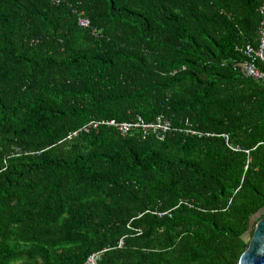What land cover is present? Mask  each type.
<instances>
[{
	"label": "trees",
	"instance_id": "trees-1",
	"mask_svg": "<svg viewBox=\"0 0 264 264\" xmlns=\"http://www.w3.org/2000/svg\"><path fill=\"white\" fill-rule=\"evenodd\" d=\"M262 2L0 0V264H238L264 218Z\"/></svg>",
	"mask_w": 264,
	"mask_h": 264
},
{
	"label": "built area",
	"instance_id": "built-area-1",
	"mask_svg": "<svg viewBox=\"0 0 264 264\" xmlns=\"http://www.w3.org/2000/svg\"><path fill=\"white\" fill-rule=\"evenodd\" d=\"M259 14L261 16L260 25L258 28V43L255 47L246 46L244 48V55L246 57L245 62L241 64V70L244 76L254 79L256 81L264 82V71L259 67H264V2H262L259 7ZM78 24L82 28H86L89 26V21L86 18H79ZM264 120V117H263ZM114 124V123H110ZM98 123L91 122L88 127H96ZM121 134L126 133L129 129H138L143 131V135L147 132L150 133H167L170 131L169 122L165 121L161 117H159L155 124H146L142 120L138 119L135 123H121L116 125ZM187 132L191 135H196L198 137H211L212 134L209 133H201L195 130L187 129ZM225 140H228L227 136H223ZM96 255H91L85 262V264H96Z\"/></svg>",
	"mask_w": 264,
	"mask_h": 264
},
{
	"label": "water",
	"instance_id": "water-1",
	"mask_svg": "<svg viewBox=\"0 0 264 264\" xmlns=\"http://www.w3.org/2000/svg\"><path fill=\"white\" fill-rule=\"evenodd\" d=\"M238 264H264V218L255 225L249 244Z\"/></svg>",
	"mask_w": 264,
	"mask_h": 264
},
{
	"label": "rangeland",
	"instance_id": "rangeland-1",
	"mask_svg": "<svg viewBox=\"0 0 264 264\" xmlns=\"http://www.w3.org/2000/svg\"><path fill=\"white\" fill-rule=\"evenodd\" d=\"M260 215H264V210L261 211ZM256 218H257V217H255V219H256Z\"/></svg>",
	"mask_w": 264,
	"mask_h": 264
},
{
	"label": "crops",
	"instance_id": "crops-1",
	"mask_svg": "<svg viewBox=\"0 0 264 264\" xmlns=\"http://www.w3.org/2000/svg\"><path fill=\"white\" fill-rule=\"evenodd\" d=\"M261 70H263L262 68H264V67H259ZM264 71V70H263Z\"/></svg>",
	"mask_w": 264,
	"mask_h": 264
}]
</instances>
